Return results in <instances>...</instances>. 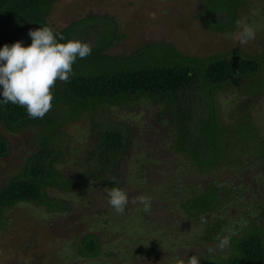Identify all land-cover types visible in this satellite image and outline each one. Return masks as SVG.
I'll list each match as a JSON object with an SVG mask.
<instances>
[{
  "label": "rangeland",
  "instance_id": "rangeland-1",
  "mask_svg": "<svg viewBox=\"0 0 264 264\" xmlns=\"http://www.w3.org/2000/svg\"><path fill=\"white\" fill-rule=\"evenodd\" d=\"M51 1L46 21L53 29L84 16L110 17L116 36L107 47L109 53H126L143 43L162 41L191 55L230 50L254 55L262 59L259 71L264 72V0H245L238 10L240 26L236 23L231 31H215L203 25L198 16L200 0ZM245 25L253 28L255 39L242 43L240 33ZM95 34L88 32L78 40L90 43ZM239 101L247 102L252 119L264 135V83L251 98L240 91L239 84L220 90L216 105L222 120H227ZM158 108L142 98L110 105L103 117L116 126L125 123L128 128L127 144L121 149L115 169L107 174L116 181L115 187L129 196L123 214L108 204L109 186L84 172V159L96 142L91 121L83 115L62 125L58 135L61 155L55 166L74 180V187L68 191L50 189L49 194L66 200L68 206L55 210L19 201L6 208L2 215L6 222L0 228V264H187L193 255L201 264L205 255H225L228 247H217L225 230L202 238L205 222L214 218L208 214L188 216L180 202L215 180L241 186L243 190L232 205L220 211L225 224L235 228L241 214L251 215L258 203H264V190L256 194L248 189H260L254 179L255 168L199 171L185 152L173 148L169 119L164 114L158 117ZM98 118L95 115L94 120ZM35 131L32 125L8 130L0 123V135L7 141V150L0 155V186L36 149ZM141 195L151 198L150 212H144L140 203H131ZM85 232L98 237L100 251L95 256L75 254V245Z\"/></svg>",
  "mask_w": 264,
  "mask_h": 264
},
{
  "label": "trees",
  "instance_id": "trees-1",
  "mask_svg": "<svg viewBox=\"0 0 264 264\" xmlns=\"http://www.w3.org/2000/svg\"><path fill=\"white\" fill-rule=\"evenodd\" d=\"M200 2L198 16L203 25L215 31H231L245 0ZM51 3V0H0V48L16 41L30 45V30L50 27L46 16ZM115 29L114 21L104 15L80 17L53 29L58 40L62 37L61 42L78 40L91 31L96 34L89 43L91 55L77 58L74 74L67 83L56 82L52 90L53 107L43 118H30L24 107L0 102V123L5 128L16 130L25 125L36 128V149L0 186V228L6 222L4 210L19 201L55 210L68 206L66 200L50 195L49 190L68 191L74 187V180L55 166L61 155L59 128L74 118L85 115L95 129L96 142L84 159V172L88 177L102 179L109 188L115 187L116 181L107 174L115 169L121 149L127 144L128 128L125 123L116 126L103 117L110 105L142 98L158 105V117L166 115L173 148L185 152L199 171L254 166V179L260 189H248L256 194L264 190V135L252 119L247 102L239 101L227 120L221 119L216 105V94L233 83L239 84L240 91L249 98L257 95L264 83V72L259 71L262 59L235 50L191 55L162 41L113 54L107 47L116 36ZM95 115H99L96 121ZM6 150L7 141L0 135V155ZM242 190L241 186L221 179L181 200L180 206L188 216L208 214L214 218L205 222L202 238H211L224 230L225 236L235 233L225 255H205L201 264H264V224L258 221H264V203H258L251 215L241 214L235 228L226 225V218L220 213L232 205ZM99 251L98 237L91 232L83 233L75 245V254L81 257L95 256Z\"/></svg>",
  "mask_w": 264,
  "mask_h": 264
},
{
  "label": "clouds",
  "instance_id": "clouds-1",
  "mask_svg": "<svg viewBox=\"0 0 264 264\" xmlns=\"http://www.w3.org/2000/svg\"><path fill=\"white\" fill-rule=\"evenodd\" d=\"M237 26H240L238 20ZM32 43L28 46L16 41L0 48V102L24 107L30 118H43L53 107V89L57 81L67 83L77 58L91 55L92 46L80 40L62 41L53 29L44 26L30 30ZM241 42L255 39V31L245 25L240 33ZM108 204L115 212L123 214L129 204V196L119 187L107 191ZM131 203L143 205L144 212L151 210V198L141 195ZM219 239L217 247L223 250L230 246L231 235ZM210 252L214 251L209 249ZM187 264H200L196 255L188 258Z\"/></svg>",
  "mask_w": 264,
  "mask_h": 264
}]
</instances>
